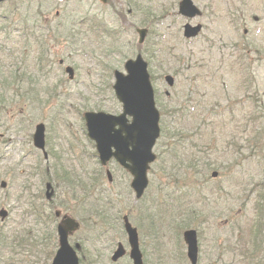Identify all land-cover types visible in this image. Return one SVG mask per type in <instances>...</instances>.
<instances>
[{
  "label": "rangeland",
  "instance_id": "rangeland-1",
  "mask_svg": "<svg viewBox=\"0 0 264 264\" xmlns=\"http://www.w3.org/2000/svg\"><path fill=\"white\" fill-rule=\"evenodd\" d=\"M115 1H117V6L119 2H122L119 0ZM230 1L201 0L203 4L204 2H210L213 9H203V16L192 20L193 23L202 22L204 30L198 37L187 39L183 35L185 21L178 14V9H164L168 5V0H153L154 9H152V16L155 18V22L152 24L153 28L147 43L144 45L138 44L139 35L136 29L141 27L142 23L138 16H133V27L123 36V51L120 48V51L105 55L102 52V35L105 30L102 21H105L110 28H118L121 25L127 27V22L116 12V10L120 9H112L110 6L104 7L99 0H84V2L82 0H72L71 5L73 7L81 8L85 6L89 8V6H95L98 9H66L63 20L68 17L70 20L73 19L74 22H80L84 14L90 11L102 28H86L82 41L76 46L74 53L66 60L67 64H71L76 68V83H68V75L61 66H58L57 73L52 79L56 83L58 82L59 105H62L63 109L61 116H56L55 118L58 121L70 119L75 123L76 120L81 119L77 112L83 108V103L88 107H90V104L96 106L103 103V110L118 113L121 110V106L112 92L114 70H124L125 61L130 57L134 58L140 49L143 50L144 56L149 61L151 74L157 77L156 80H153V84L156 91L158 90L157 100L159 107L162 110L168 104L177 105L176 108L179 115L184 118V122L181 123L180 120H177V115L176 120L172 121L165 115L163 118L164 125L166 124L167 128L172 132L179 133L178 136L183 138L184 141L179 142V148L176 151L172 150L166 153L167 148L164 149L165 146L163 145H166L167 134L164 133L163 137L159 139L155 151L157 154H161L162 157H159L153 166L156 171H150L149 173L150 185L142 204H139L136 200L134 192L130 191V177L118 171L117 168V182L112 187L114 189L108 187L106 175L104 177L102 172L104 170L99 167L100 164L92 156L95 149L86 142H83L81 149L74 152L75 157H72L68 165L69 167H76V169L72 170L75 172L72 175L84 178L81 180L82 183L89 181L90 178L88 176L85 177L81 173V163L86 164L88 168H92L91 171H100V176L93 178V185L89 189V198L87 199L89 206L97 202V198L100 196L108 197V190L121 193V198L117 204L109 205L108 210L115 212L118 208L119 211H123L122 215L126 213L125 211L132 210V215H135L136 218L134 220L131 217V221L137 227L140 225L141 228L139 227L138 229L146 248H148L149 242H154L152 238H158L162 235L161 241H165L166 239L170 240V236L172 238L178 236L173 233L174 230L168 225V219L161 221L157 218L155 219V225H153V221L145 218L141 214V210L138 209L146 206L149 212H155L158 201L165 202V204L167 202L171 203L172 199L179 195L187 197L191 203H197L199 206H192V208H200L203 213V223H200L197 227L199 230V243L204 249L202 252V264L215 263L217 251L214 248L216 247L218 248L217 264H234L241 258L239 254L242 251L240 249L237 250V248L241 247L240 239L247 234L252 219L258 220L257 211L253 205L259 199L258 189L254 191L250 189L252 184H256V182H264V161L262 163H254L252 159L251 161L247 160L248 158L244 160L240 154H236L233 151L225 153L229 145L230 136L239 137L238 141H244L246 136H248V133L243 128L246 116L249 115L248 108L246 109L243 106V101L246 99L244 91L247 87L244 85V75L242 72H237L240 71L238 68H245L246 70L247 63H251V67L255 68L258 84L264 93V58L261 60L257 58L258 51H262L264 57V2L263 0H248L247 3V0H244L246 9H229ZM233 1L236 4H241V0ZM9 10L12 9H0V14ZM232 17H234V22L231 20ZM246 29L248 30V32L246 31L247 33L245 32ZM238 46L245 47L246 51L242 50L240 52V47ZM107 47L109 48L110 46ZM173 48H175L174 51L170 50ZM244 52L248 54L245 61L240 58L244 56H239L243 55ZM61 53H65L68 56L70 52L61 51ZM94 57L103 59L108 72L104 68L100 69L101 67L98 66ZM202 65H205V68H197V66L201 67ZM177 70L184 76L179 81V77L177 78L176 75L177 83L172 88H169L166 84L167 82L162 78H164L166 73L175 75L174 73H177ZM190 72L194 74L189 77V81L193 84L198 83L200 93L204 96L202 105L204 106L206 103L208 105L204 107L201 105L196 109H190L188 105L182 106L188 116H191L189 113L194 112L195 114L194 119L186 120L187 115H182V109L176 101H178L179 93L186 91V87L190 83L189 81H184L186 74ZM102 73L104 74L101 75ZM198 73H201L199 79H197ZM213 73L215 74L213 75ZM236 73H239V75L237 76ZM63 83H66V86ZM166 89H171L172 94L170 97L166 95ZM189 89L193 90L195 87L191 86ZM65 93H71L70 100H67L68 108L71 110L67 115L65 106H63L67 98ZM180 99L185 102L184 97H180ZM233 102L235 103L233 104ZM198 103L201 104V101H198ZM216 103H219L221 107L217 108L215 106ZM232 107L234 110H232ZM223 108L225 110L220 114L216 112L214 117V109L218 111V109L223 110ZM210 113L212 114L211 118H208ZM55 115L56 107L48 112L49 119L54 118ZM201 117H206V121H210V123L204 125L201 132H198L195 126H199L202 121ZM58 129L60 133L58 139L61 141L60 135L68 136V134L62 127ZM203 131L205 133L201 134ZM188 136H191L189 141L185 139ZM214 138L217 139V146L211 143ZM79 139L81 140V138ZM26 146L33 151V147L30 144ZM241 154H245V149ZM190 159L193 160L194 166L193 163H190ZM237 162H241V164H235ZM35 168L36 158L33 155L25 156V154L22 155L15 150L8 152L6 160L0 161V184L2 180H6L9 183V186L5 189L0 187V208L6 207L11 211L10 217L5 222H1L0 219V235L4 233L12 237L14 230L25 231L27 229L29 231L26 237L27 242L24 241L23 252L19 250L21 254L18 255L16 264H21L17 262L21 259H26L28 252L30 254L33 253L31 257L37 261L36 264H51L52 260L46 256L48 247H45V245L39 246L38 243L41 240L38 238L33 241L35 236L32 234V228H29L34 227L40 237H42L44 235V230L41 228L42 223L36 226L33 216L29 215L31 218L27 219L23 216L24 211L28 209L27 200L29 199V193L24 191L26 182L31 179L30 182L34 186V193H37L40 188L39 176L35 174L36 171L33 172ZM163 168H166L167 171H163ZM213 171H218L219 176L213 178ZM184 178L187 180L188 187L175 192V190L185 185L182 181ZM195 181L198 182L193 185ZM103 184L104 187H101ZM243 187H247L248 191L244 190ZM42 189L44 191V188ZM70 190V188L66 189V191ZM245 193H248V195ZM56 201L57 207L63 209L59 205V200L57 199ZM68 202L70 206L71 201ZM81 202L82 200L80 199L75 206L71 209L68 208L69 211L66 212L81 218L84 215ZM134 205H137L138 209L133 213ZM165 214L170 215L168 211H165ZM121 220L117 229L114 227V220L104 224L103 229L108 235L115 234V238H123L124 240L125 234L121 227ZM159 224H162V226ZM157 229L160 232L154 234ZM185 229L183 228L182 232ZM105 232L99 231L97 234L86 236L89 233L86 234L85 230L82 229L76 232L72 239L76 243L80 242L83 244V242L89 243L92 241L97 244L94 249L103 251L102 254L98 255L101 259L99 264H105L106 260L104 259L112 250L110 245L112 241L107 240V235H103ZM99 234H102L103 238L97 241L96 237ZM182 234L179 235L180 238H182ZM9 236L2 235L0 264H5L10 260L11 251L6 246L7 240L6 243L4 241ZM9 242L11 243V240ZM45 243L46 240H44ZM230 245L234 247L232 250H230ZM85 247L88 249L87 245ZM149 249L150 252L147 253L148 260L154 261L155 257L160 253L157 261L159 262L162 255H170L172 253L173 246L169 242L166 247L165 245L161 247V251L157 248L154 251L152 247ZM224 250L228 254H220ZM91 251L93 252V249ZM93 256L97 257L95 254ZM167 263L173 264L169 259H166Z\"/></svg>",
  "mask_w": 264,
  "mask_h": 264
},
{
  "label": "flooded vegetation",
  "instance_id": "flooded-vegetation-1",
  "mask_svg": "<svg viewBox=\"0 0 264 264\" xmlns=\"http://www.w3.org/2000/svg\"><path fill=\"white\" fill-rule=\"evenodd\" d=\"M261 1V0H260ZM72 0H1L0 9H36V13L39 17L32 18L27 17V14L23 12L19 23L17 32L19 40L21 42L22 53L18 58L14 60L12 57L2 58L0 57V77L4 79L16 78L17 81L9 85L4 89L6 99H3L2 104L0 103V159L2 161L7 159L8 152L16 151L25 156L33 155L36 158V173L39 176L40 185L46 183L47 187L44 191L51 192L52 201L51 207H57L58 191H64L66 188L71 190H85L88 181L82 183L81 180L84 178L64 176L57 173V165L55 159L61 154L72 150L74 148L81 149L83 142H86L90 146V140L88 136V127L86 121L76 120L74 123L71 120L58 121L57 107H58V82L53 81V77L57 73L59 65L64 66L67 57H57L55 54L57 47L52 44V40L43 46L41 50L42 38H47L48 34L44 33L43 27L51 26V22L60 16L58 10L55 11V18L50 9H73L70 5ZM116 9H126L123 2H119L116 6L117 1L110 0ZM109 2V3H110ZM264 2V0H263ZM23 3V4H22ZM248 3V0H247ZM104 7L108 4H103ZM133 9V8H130ZM233 9H237L234 6ZM44 13V14H43ZM43 15V19L41 16ZM9 17L8 14H0V22H5ZM2 28V29H1ZM6 29L0 26V43H4L6 37L3 35L2 30ZM29 48V49H27ZM21 52V51H20ZM30 52L32 55H26ZM40 52V55L38 53ZM102 73L101 75H103ZM16 95L18 100V113H14L16 106H11L9 100V94ZM264 97V96H263ZM260 98L259 114L263 119L258 120L256 123L258 135L251 137L249 142L254 149L264 150V101ZM56 107V115L54 118L48 117V112ZM252 122V121H250ZM45 125V147L42 149L35 142V134L39 124ZM59 127L67 131L68 136L60 135L62 140L58 139ZM81 138V140L79 139ZM30 144L33 147L31 151L26 145ZM95 148V145L92 144ZM96 149V148H95ZM97 157L96 154H94ZM35 172V171H33ZM116 172V171H115ZM127 176L130 175L128 171H122ZM114 173V171H113ZM86 177V176H85ZM30 178V177H28ZM55 200V202H54ZM69 200H63L61 204L65 208L73 206L68 205ZM84 202L81 203V207H84ZM62 210V215L56 217L57 225L56 230L58 234V228L60 224H63L65 212ZM58 215V212H56ZM55 221V219L53 220ZM78 231L69 233V242L75 247L72 236ZM59 235V234H58ZM105 235V234H103ZM119 245L120 242L118 241ZM113 248L110 252L109 258L105 257L104 260L108 261L105 264H133V259L129 252L128 243H125V247L128 250L121 257L114 259L113 253L117 249ZM89 249H81L79 252L80 262L84 264H94L99 262L100 259L92 258L89 256ZM58 249L56 248L53 253L48 254L47 258H53L56 256ZM85 253V256H84ZM144 253V252H143ZM144 254V264H166V260L155 259L154 261H148ZM51 258V259H52ZM52 259V261H53ZM99 260V261H98ZM178 260V259H177ZM157 262V263H156ZM168 264V263H167Z\"/></svg>",
  "mask_w": 264,
  "mask_h": 264
},
{
  "label": "water",
  "instance_id": "water-1",
  "mask_svg": "<svg viewBox=\"0 0 264 264\" xmlns=\"http://www.w3.org/2000/svg\"><path fill=\"white\" fill-rule=\"evenodd\" d=\"M181 12L188 16L199 13L192 0H183ZM200 26H186L185 34L188 37L195 36ZM141 40L145 36V29L140 30ZM127 74L116 71V83L114 88L118 98L124 104L121 115L115 116L106 113H87L86 119L89 127V135L97 144L100 158L106 164L113 156L128 168L134 176L133 188L140 198L149 184L148 170L151 163L156 160L153 151L155 143L160 136V113L155 103V92L148 72V63L142 55L135 60L126 63ZM169 83L173 84V77L167 76ZM127 116H132L133 121L128 123ZM42 135L39 131L37 137ZM217 172L214 173L216 175ZM5 185V183H3ZM0 215L5 218L6 210H1ZM126 220V226L133 242L134 251L137 250V229L132 228ZM72 219H67L65 225L59 227L61 233V248L54 264H78L75 252L67 242V231L73 227ZM195 232H187L186 239L190 244V254L195 257L197 253ZM140 253V252H139ZM137 264H141L140 257Z\"/></svg>",
  "mask_w": 264,
  "mask_h": 264
},
{
  "label": "trees",
  "instance_id": "trees-1",
  "mask_svg": "<svg viewBox=\"0 0 264 264\" xmlns=\"http://www.w3.org/2000/svg\"><path fill=\"white\" fill-rule=\"evenodd\" d=\"M139 13H140V15H143V13L146 14L147 12L145 11V9H140ZM191 224H192V219H189V221L187 222V225H191ZM47 237L50 240L52 238V236H49V235ZM13 240L15 241V243L14 244L12 243V245L14 246V250L16 252V249H18V247H19V243H18L17 237H13Z\"/></svg>",
  "mask_w": 264,
  "mask_h": 264
}]
</instances>
